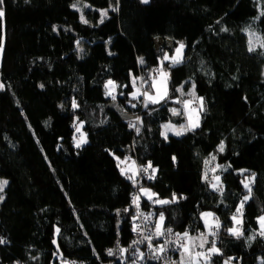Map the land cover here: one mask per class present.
Returning a JSON list of instances; mask_svg holds the SVG:
<instances>
[{"label":"trees","instance_id":"16d2710c","mask_svg":"<svg viewBox=\"0 0 264 264\" xmlns=\"http://www.w3.org/2000/svg\"><path fill=\"white\" fill-rule=\"evenodd\" d=\"M0 7V178L8 181L0 192V264H120L108 250L132 236L136 187L116 159L126 156L158 169L145 182L157 199L179 197L163 205L141 199L164 213V225L199 233L201 213H215L222 255L213 264L228 257L264 264L257 222L264 212V0H4ZM251 32L260 39L253 52ZM167 39L183 41L184 59L164 63L166 101L142 107L129 95L131 81L153 77ZM108 80L118 85L115 100L105 95ZM192 90L204 98L200 126L165 139L163 125L184 120L171 109ZM113 101L142 113L139 133ZM81 122L89 140L77 148ZM206 160L223 166L219 190L211 174L204 179ZM252 173L238 239L226 229Z\"/></svg>","mask_w":264,"mask_h":264},{"label":"snow or ice","instance_id":"6c2138e0","mask_svg":"<svg viewBox=\"0 0 264 264\" xmlns=\"http://www.w3.org/2000/svg\"><path fill=\"white\" fill-rule=\"evenodd\" d=\"M143 2L147 3L148 0H143ZM3 3H4V0H0V5H2ZM72 7L75 8L76 5L73 4ZM110 7H111V5H110ZM100 11H101V22H102L103 18L107 15V11L108 10L107 9H103V10H100ZM3 16H4L3 8L0 7V17H3ZM255 19H259V17H256ZM80 20H81L82 23H85V24L88 23V21L85 19L83 14H81ZM53 30L54 31L56 30V26H53ZM222 30L223 31H227V29H222ZM245 31H248V29H245ZM253 35H255V33H250V37L253 36ZM77 43H79V41ZM184 47H185V45L183 43H180L179 46L175 49V54L172 55V56H169L167 53H164L163 59L161 60L159 67L155 70L156 73L158 74L159 79L158 80H153V82L150 84L148 90H145V91H143L141 93L140 89L137 88L135 91L129 93V95H131L134 99H137V98L142 96L144 98V106L145 107H148L149 103H151V104H159L161 101H166V99L169 96L168 88H167V82H168V79L170 78V72L165 69L163 62L164 61H170L171 63L169 65V67L171 65H173V64L180 63L181 60L183 59L182 49ZM261 47H264V43H261ZM255 50H256L255 44L253 43L252 39L250 38L249 39L248 51L249 52H253ZM138 61H139L140 64H143L144 63V58L143 57H139ZM135 79L136 78H133L131 83L135 84ZM139 79H141L143 81V83H148L149 80H152L153 78L149 77L148 79H144L143 77H140ZM104 86H105L106 89H108L105 92V95L111 96V98L113 100H115L116 96L113 95V92L116 89V82L112 81V80H108L105 83ZM3 87H4V85L0 84V88H3ZM41 87H43V85H41ZM124 87H127V85H125ZM194 87H195V85H193V88ZM152 89H155V93H153L151 91ZM182 89H183V86H181L180 89H177V91H182ZM121 95H123V93H121ZM193 95H194V92H193ZM196 99H198L200 101L199 110L203 111L204 110V103H203L204 98L203 97H197ZM192 103H193V101H189V100L183 101V104H184V106L186 108H188ZM72 106H73V108L79 107V105L77 104V102L75 100L72 101ZM133 107H135L134 104H133ZM196 111H197V109H195V108L191 109V112H196ZM171 112L173 113V115H181L182 114L180 112V110H178L176 108H172ZM137 120H140V117H137ZM81 123H83V122H81ZM129 126L134 128L137 133L140 132V128L137 127L136 124L133 123V124H130ZM197 127H199V119L197 118L196 120H193L191 114L189 113L188 121H187L186 124H181L177 128L175 125H172L170 122L166 123V124L163 125V129L165 131L161 132V135H163L164 138L167 139L169 131L173 132L177 136H180V135H183L184 133H186L188 131L195 130ZM75 131L76 132H81V128L79 126H76ZM74 139H76V138L74 137ZM84 143H87L86 134H82L81 137L78 140H76L75 146L77 148H79ZM224 147H225L224 146V142L221 141L220 144L218 145V151L223 152L224 151ZM215 158H216L215 155L211 156L212 160H215ZM116 159L120 160V157H116ZM128 159H129V157H124V161H127ZM173 160H175V157H173ZM124 161H121V163H123ZM210 162L211 161L206 160L205 164H208ZM133 164H135V161H133ZM217 167H223V166L217 165ZM149 169H152L153 173H155L157 171V169L153 166L152 162L148 161L146 165H139V167L136 169L135 174L133 176H128V179L132 180L133 183L135 184L136 183L135 176L136 175H140L141 172L144 173V174H147L149 172ZM212 171H215V169H212ZM240 171L243 173V172H246L247 170L242 169ZM121 173L125 174L126 170L121 168ZM148 178L149 179H154L155 177L153 175V176H149ZM204 179H207V173L204 174ZM254 179H255V174L252 173L250 176H246L245 180L242 181L243 186L246 189H248V195H245L243 197V200L241 201L240 205L236 208L235 213H233V215L231 217V220L233 221L234 226L233 227H229V228L226 229L228 234L233 235V236L237 237L238 239L240 237L244 236V230H242V226H243V223H244V221H243V206H244V203L246 201H248L250 199V197H251V184L254 181ZM215 180L217 182H219L220 181V177L216 176ZM7 183H8L7 180H0V192H3L4 186ZM212 187L214 189L219 190L218 183L217 184H212ZM138 191L140 193L145 194L149 200H152L153 203L161 204V205L173 203L176 199L179 198V197L176 196L175 193H173L171 200H167V199H155L154 200L153 197H156L158 194L155 193V192H152L151 189L141 187V188H139ZM2 199H3V196H0V200H2ZM139 202H140L139 195H134L133 196V204H135L137 207H139ZM125 211H127V210H125ZM201 217H204V218L213 217L214 219H213L212 223L215 225V227L217 229L220 228V226H221L220 220H219L218 217H215V213L204 212V213H201ZM147 218L148 217H145V220H147ZM133 219H136V217H134ZM164 219H165L164 213L160 212L159 213V222L156 225V229L157 230H156L155 234L157 236L164 235L165 232H167V233H171L172 232L171 228L163 229V221H164ZM257 222L260 225L259 235L260 236H264V215H261V216L257 217ZM204 223H205V227L208 228V230L211 232L212 225L209 224L207 219H205ZM139 230H140L139 226L138 225H134V231H139ZM56 232L59 233L60 229L57 228ZM212 234L215 235L214 232ZM175 235L178 238L183 237L186 241H188V243H182L180 245V248L182 249V257H181L180 264H184L183 257L185 255H187L190 258H192L195 261V264H200V260L201 259L203 260L204 264H211L212 255H222L221 250L215 246V242H213L212 245L210 247H208L206 251L193 252V249L197 247V243H196L197 240L200 241L199 245H198V247L200 249H203L204 245L206 243H208L207 237L203 233H201L199 237H191L189 235L188 231H185L183 233H176ZM146 239L151 240V237H146ZM249 239H255V236L249 237ZM5 242H6L5 239L3 237H0V244H3ZM54 243H55V241H54ZM133 243L135 244L136 242H133ZM126 251H127V249H120V252H126ZM158 251L159 252H164L165 251L164 246L160 245L158 247ZM108 254L111 256V255H114L115 253H114V251L112 249H109L108 250ZM140 255H141V258H143V253H141ZM156 258H159V257H156ZM233 259L234 258H232V257H228L227 259L224 260L223 264H231V261ZM64 264H67V262H64ZM73 264H74V262H73ZM133 264H135V262H133Z\"/></svg>","mask_w":264,"mask_h":264},{"label":"built area","instance_id":"2783aa9c","mask_svg":"<svg viewBox=\"0 0 264 264\" xmlns=\"http://www.w3.org/2000/svg\"><path fill=\"white\" fill-rule=\"evenodd\" d=\"M199 107V105H196V108ZM150 176V170L147 174L140 173V179L148 178ZM136 195V194H134ZM133 195V196H134ZM133 196L131 198L132 206L134 207V215L131 219L132 223V234L133 237L128 245L125 244H119L117 248H113L115 255L119 257L121 264H142L144 260L147 258L150 262H154L156 264H180V260L177 259V256L180 254H175V250L179 249L177 246L178 244L186 243L185 239L183 237L178 238L175 234L179 233L174 230V228L170 227L172 229L171 233L165 232L164 235L157 236L156 233V225L154 219L153 212L149 213V216L146 215L145 212L141 210V207H137L135 204H133ZM136 217V219H133ZM145 217H148L147 220H145ZM134 225L139 226V231H134ZM169 228V227H167ZM163 230V229H162ZM185 231L189 232V235L191 236V233L189 229H185ZM157 237L160 238L163 243H148L146 237ZM177 242H176V241ZM133 242H136L135 244ZM160 245H163L165 248L164 252H159L158 247ZM132 248V249H130ZM144 250H141V249ZM120 249H130L128 252H120ZM128 253V254H126ZM141 253H143V258H141ZM169 253H173L174 255H171ZM126 254V257H123L122 255ZM159 257V258H156ZM213 259V256H212ZM213 261V260H212ZM211 261V264H212Z\"/></svg>","mask_w":264,"mask_h":264},{"label":"rangeland","instance_id":"374dc122","mask_svg":"<svg viewBox=\"0 0 264 264\" xmlns=\"http://www.w3.org/2000/svg\"><path fill=\"white\" fill-rule=\"evenodd\" d=\"M76 4V7H79V8H82V6H80V3L79 2H76L75 3ZM252 33V32H251ZM253 33H255V35H253V36H251L250 38L252 39V41H253V43L255 44V46L256 45H259V41H260V39H259V36L257 35V33L256 32H253ZM162 41L161 40H157V44H160ZM167 42V43H166ZM180 43H183V41H176V43H174L173 42V40H171V39H167L166 41H165V44H166V46H168L167 48H166V50L163 52V54H162V56H161V60L163 59V55H164V53H167L169 56H172V55H174L175 54V49L179 46V44ZM184 44V43H183ZM185 49H186V46L182 49V56H183V59H184V53H185ZM0 57H1V54H0ZM182 59V60H183ZM166 61H164L163 63H165ZM157 69V68H156ZM167 71H170L169 69L170 68H165ZM171 72V71H170ZM171 76V75H170ZM140 78V77H139ZM153 79L152 80H149V82L148 83H143V81L141 80V79H139L140 80V85H137L136 83V85L135 84H133L134 85V87H137V88H139L140 89V91H141V93L143 92V91H145V90H148V88H149V86H150V84H151V82H153V80H156V79H159V77H158V74L156 73V71L153 73V77H152ZM170 78L168 79V82H167V85L169 86V82H170ZM136 88V89H137ZM116 90L117 89H115V91L113 92L114 93V95H116L117 93H115L116 92ZM134 90H135V88H134ZM155 90V89H154ZM192 92H194L193 90H192ZM191 92V93H192ZM168 93H169V91H168ZM194 96L195 95H193V93L192 94H190V98H188V99H185V100H189V101H193V103L188 107V108H186L185 106H184V104H183V102H181V103H179V106H176V107H174V108H176V109H178V110H180V112L182 113L181 114V116L183 117L182 118V120L183 119H185V118H187V115L190 113L191 114V116H192V118L194 119V120H196L197 118L199 119V117H200V115H201V112L202 111H200L199 110V107H197L196 108V105L198 104H200V101H197V100H195L194 99ZM139 99H141V102H142V107H145L144 106V98L141 96V97H139ZM138 99V100H139ZM185 100H183V101H185ZM112 104V106L114 105L117 109H118V111L120 110V114H122V116L124 117V118H126V119H128L129 121H131V122H136V121H141L142 120V117H143V115H142V113H140V112H136V113H134V112H132V114L133 115H131V114H129L127 111V109L126 108H123V109H121V107L119 106V104L117 103V102H114L113 101V103H111ZM137 105H139V104H137ZM192 108H195V109H197V111L196 112H191V109ZM186 114V115H185ZM126 116V117H125ZM178 117L180 116V115H177ZM137 117H140V120H137ZM133 118V119H132ZM137 122V123H138ZM169 123V122H168ZM172 125H175L177 128L179 127V125H181V124H186V122H184V121H181L180 122V124L179 123H175V122H170ZM136 124V123H135ZM79 127L81 128V132H80V134H78L77 136H79V135H82V134H86V139H87V142H88V140H89V138H87V133H86V131L84 130V128L82 127V123H80L79 124ZM163 131H165L164 129H163ZM170 134H174L173 132H171V131H169L168 132V136L170 135ZM175 135V134H174ZM177 136V135H176ZM84 144H86V143H84ZM83 145V144H82ZM152 170H150V172H151ZM251 174H248L247 176H250ZM246 177V176H245ZM245 177L243 178V181L245 180ZM146 178H144V180H145ZM0 180H5V179H3V178H0ZM208 181L210 182V184L212 185L213 183V178H211V177H209L208 178ZM219 186V188H222V184L221 185H218ZM252 184H251V188H252ZM5 187V186H4ZM137 192V191H136ZM136 194V193H135ZM141 207V210L143 211V212H145L146 213V215L147 216H149V213L150 212H153V214H154V219H155V222L156 223H158L159 222V216H158V221H157V219H156V217H157V214L155 213V211H153V209L151 208L150 209V207H144V206H141L140 205V202H139V208ZM130 209H133V212H134V207L132 206H130ZM205 212H211V213H214L212 210H205ZM135 213V212H134ZM134 213H133V215H134ZM204 213V212H203ZM133 215H132V217H133ZM261 215H264V212L261 214ZM260 215V216H261ZM202 219L205 221V219H207L208 220V222H209V224L210 225H212V230H211V232L208 230V228H204V230H202L201 232H199V233H203L206 237H208V246L210 247L211 245H212V243L213 242H215V246L217 247V248H219V240H220V237H221V234H220V228L219 229H217L216 227H215V225L212 223L213 222V217H207V218H204V217H202ZM205 224V223H204ZM167 227H169L170 228V226H166V225H164V222H163V229H167ZM176 232H178L176 229H174ZM243 230V229H242ZM190 231V230H189ZM209 231V232H208ZM191 232V231H190ZM215 233V235H213L212 233ZM179 233H181V232H179ZM196 233V232H195ZM195 233H193L192 232V234H195ZM198 233V234H199ZM132 234V233H131ZM132 237H133V234H132V236H131V238H130V240L125 244V245H128L129 243H130V241H131V239H132ZM147 237H151V236H147ZM176 241V240H175ZM147 242L148 243H151V244H154V243H163L164 241H162L160 238H157V237H151V240H148L147 239ZM177 242V241H176ZM185 242L186 243H188V241H186L185 240ZM178 247H179V249H176L175 250V254H180L179 256H177V259L178 260H180L181 261V257H182V249L180 248V244H178L177 245ZM130 249H132V248H130ZM130 249H127V251L126 252H128ZM220 249V248H219ZM141 250H144L143 248L141 249ZM204 251H206V250H204ZM129 253V252H128ZM128 253H126V254H128ZM126 254H124V255H122L123 257H126L125 255ZM169 254H171V255H174L173 253H169ZM213 256V261H214V258H215V256L216 255H212ZM121 259V258H120ZM120 259H118V260H120ZM263 260V258L262 259H260V261H262ZM212 261V262H213ZM154 263V262H153ZM121 264V263H120ZM184 264H186L185 262H184ZM187 264H191V263H187ZM213 264V263H212ZM231 264H236L235 262H234V260H233V262L231 261Z\"/></svg>","mask_w":264,"mask_h":264},{"label":"crops","instance_id":"0c3cea01","mask_svg":"<svg viewBox=\"0 0 264 264\" xmlns=\"http://www.w3.org/2000/svg\"><path fill=\"white\" fill-rule=\"evenodd\" d=\"M170 72V71H169ZM170 75H171V72H170ZM156 80H158V79H156ZM113 81V80H112ZM135 83L137 84V85H140V80H139V78H136L135 79ZM135 84V85H136ZM117 83H116V89H117ZM135 88V90H136V88L137 87H134ZM167 88L169 89V86L167 85ZM134 90V91H135ZM153 93H155V90L154 89H152L151 90ZM169 91V90H168ZM194 99L195 100H197V101H199L198 99H196V97L194 96ZM121 109H123V108H121ZM118 110V109H117ZM119 112H120V110H119ZM128 112V111H127ZM129 114H131V115H133L132 113H130V112H128ZM202 113V112H201ZM186 115V114H185ZM189 115V114H188ZM188 115H187V118H185L183 121L184 122H186L187 123V121H188ZM126 117V116H125ZM133 119V118H132ZM200 119H201V115H200V117H199V126H200V124H201V122H200ZM194 120V119H193ZM78 137H81V135H79ZM79 139V138H78ZM127 157V156H126ZM121 161H124V158H122V159H120V166H121V168H123V169H125L126 170V174H128L129 176H133L134 174H135V172H136V169L139 167V164L137 163V161H135L134 159H131V158H129L127 161H124L123 163H121ZM133 161H135V164H133ZM222 167H217V164L216 163H214V164H208V170H207V175H212L213 176V184H217L218 183V185H221L222 184V182H221V177L218 175L219 173H218V171H220V169H221ZM157 169V168H156ZM212 169H215V171H212ZM149 170H152V169H149ZM158 170V169H157ZM156 173H157V171L155 172V173H153L152 171L150 172V176H153V175H156ZM216 176H219L220 177V181L219 182H217L216 180H215V177ZM135 180H136V183L134 184L135 185V187H136V191H135V193H136V195H139V197H140V205L141 206H143L142 205V201H141V199L143 198V197H146L147 198V196L145 195V194H143V193H140L138 190H139V188H141V187H144V188H149V186H147V184L145 183L146 181H147V179H145V180H143V179H140V175H136L135 176ZM149 189H151V188H149ZM151 191L152 192H154L152 189H151ZM153 199L155 200V199H157V197H153ZM156 219H157V221H158V216L156 217ZM258 229H260V225L258 224ZM209 232V231H208ZM200 234L201 233H195V234H192L191 233V237H199L200 236ZM207 240H208V237H207ZM199 240H197L196 241V243H197V247L196 248H194L193 249V252H197V251H204V250H207V248L209 247L208 246V243H206L205 245H204V248L203 249H200L199 247H198V245H199ZM183 259H184V262L187 264V263H192V264H195V261L192 259V258H190L189 256H187V255H185L184 257H183ZM200 264H204V262H203V260L201 259L200 260Z\"/></svg>","mask_w":264,"mask_h":264},{"label":"bare ground","instance_id":"6f19581e","mask_svg":"<svg viewBox=\"0 0 264 264\" xmlns=\"http://www.w3.org/2000/svg\"><path fill=\"white\" fill-rule=\"evenodd\" d=\"M192 264V263H191Z\"/></svg>","mask_w":264,"mask_h":264}]
</instances>
